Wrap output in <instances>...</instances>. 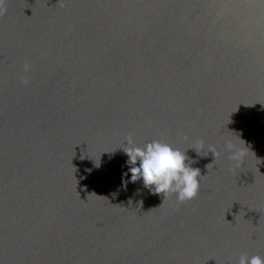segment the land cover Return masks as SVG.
Masks as SVG:
<instances>
[{
	"label": "water",
	"instance_id": "obj_1",
	"mask_svg": "<svg viewBox=\"0 0 264 264\" xmlns=\"http://www.w3.org/2000/svg\"><path fill=\"white\" fill-rule=\"evenodd\" d=\"M230 132L251 151L239 168ZM129 134L186 151L198 197L132 182ZM244 253L264 257V0H7L0 264H238Z\"/></svg>",
	"mask_w": 264,
	"mask_h": 264
},
{
	"label": "clouds",
	"instance_id": "obj_2",
	"mask_svg": "<svg viewBox=\"0 0 264 264\" xmlns=\"http://www.w3.org/2000/svg\"><path fill=\"white\" fill-rule=\"evenodd\" d=\"M6 12L7 0H0V16L5 15ZM31 67V64L28 63L23 65L24 75L21 76V82L25 85L30 82L26 74L30 72ZM231 134L235 139H226L224 146L228 153L227 158L234 163L235 168H239L243 166L245 157L251 151L244 140L233 133ZM125 139L127 144L123 150L129 157L132 182L142 178L145 187L153 190L156 194H162L165 199L169 195L176 194L179 203L198 197L201 188V172L199 168H193L187 162L189 157L186 155V151L175 149L169 143L161 140H152L140 146L135 143L132 134L126 136ZM198 145L195 150L202 154L204 141H199ZM207 152L214 155L215 161L221 155L214 145H209ZM238 264H264V257L249 256L244 253L240 255Z\"/></svg>",
	"mask_w": 264,
	"mask_h": 264
}]
</instances>
